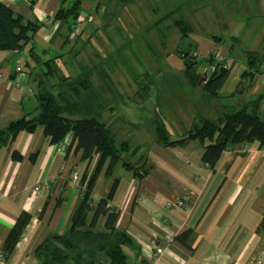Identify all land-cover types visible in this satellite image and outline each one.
I'll list each match as a JSON object with an SVG mask.
<instances>
[{
  "label": "crops",
  "instance_id": "0c3cea01",
  "mask_svg": "<svg viewBox=\"0 0 264 264\" xmlns=\"http://www.w3.org/2000/svg\"><path fill=\"white\" fill-rule=\"evenodd\" d=\"M99 1L84 0L78 19L87 20L96 15V19L88 23L95 30L94 33L90 32L91 39L88 43L96 45L102 42V38L107 44L113 45L124 37L123 30L126 28L127 33L130 28L124 23H109L105 16H100V9L95 14L94 7ZM135 1L129 0L127 5L138 7ZM0 2L23 19L41 24L33 38V50L42 63L55 60L53 65L59 75L73 76L79 71L82 64H75L74 61L81 54L75 50L80 43L73 45V36L71 44L64 46L63 41L67 37L64 22L55 19L61 6L60 0ZM124 7L126 10L127 7ZM137 7L134 10H138ZM44 20H48L47 23ZM89 25L85 30L89 29ZM174 30L171 29V32L180 36ZM193 31L191 29L186 37L191 40L187 45L193 48L197 58H205L211 52L215 55L218 51L213 62L232 63L218 95L210 101H215L221 109L233 111L264 93V69L259 70L260 75L251 84L246 82L239 87L240 77L246 70L245 55L238 56L222 42L215 43L205 32V35L199 36ZM102 32L107 37H102ZM179 42L184 43L180 37ZM72 47L74 48L70 52ZM106 54L101 53V57ZM99 58L100 54L97 52L90 60L97 62ZM70 62H74L71 67ZM17 67L20 68L19 71L16 70ZM211 68L212 63L209 67L207 65L208 72L204 68L199 73L206 72L209 77L213 72ZM41 69L43 67H36L31 60L28 48L18 54L0 52V128L16 118L34 116L37 113L35 74H41ZM114 73L115 71L111 74L112 83H122ZM155 73L160 78L174 77L170 71ZM120 74L125 76L122 71ZM175 76L185 78L184 74L181 76L177 73ZM115 88V97H110L112 100L109 101L113 107H109L111 109L103 114V120L109 122L117 118L123 122L118 126L120 129L117 126L112 129L116 137L124 132L122 126L139 122L131 125L135 126L132 127V132L128 130L133 137H127L124 141H132L135 146L142 147L139 151L143 155L139 163L149 167V172L146 176L137 178L118 162L107 177V163L96 178L92 195L95 200L103 197L114 180L118 179L108 206L117 210L116 226L126 231L132 241L131 246L122 247L128 258L126 264H264V147H259L257 142L237 145L232 150L224 151L214 170H210L202 162L204 149L198 141L169 147L154 142L151 127L152 120L159 112V104L163 106L159 113L170 137L172 133L179 137L185 126L178 115L177 119L174 117V123L180 130L167 119L166 109L169 103L164 100L165 94H159L154 87H150L148 94H138V101L131 97L127 101L126 92L121 87ZM135 92L136 90L132 96L136 95ZM258 103L259 113L263 114L264 100ZM189 116L187 112L183 113V118L190 119ZM170 124L174 127L171 131L168 129ZM146 125L150 129H144ZM75 144L72 134H68L59 144L51 145L49 138L43 136L42 128L39 127L33 133L20 132L12 142L0 147V264H27L32 261L35 264V246L41 240L66 230L80 194L79 181L75 182L73 175L76 174L80 180L87 165L80 159L81 152L76 151ZM13 152L20 155L21 159H13ZM34 154L36 155L31 160V155ZM123 157L127 158L128 155ZM95 160L96 157L92 162ZM45 182L52 189L50 194L49 191L34 190L35 186ZM59 193L63 202L59 208L53 209L55 197ZM179 201L183 206L175 205ZM23 212L28 213L31 219L11 254L5 258L2 256L4 242ZM154 237L164 245L165 252L152 263L149 254Z\"/></svg>",
  "mask_w": 264,
  "mask_h": 264
},
{
  "label": "trees",
  "instance_id": "16d2710c",
  "mask_svg": "<svg viewBox=\"0 0 264 264\" xmlns=\"http://www.w3.org/2000/svg\"><path fill=\"white\" fill-rule=\"evenodd\" d=\"M83 1L60 0L61 6L55 19L64 22V31L67 35L63 41L64 46L72 42L73 26L80 16ZM178 1L176 0V7L158 17L151 26L163 50L166 48L171 29H177L181 41L190 34L191 27L182 14L184 9L190 5L207 3L205 0H182L178 4ZM128 2L129 0H100L94 7L95 14L100 9V16H105L111 23L115 14L109 12L111 7L113 6L116 10ZM169 22L171 23L168 25ZM40 27L41 24L23 19L0 2V52L18 54L28 48L29 56L35 66L43 67L41 74H35L37 113L34 116L24 115L16 118L0 128V147L12 142L20 132L33 133L40 127L43 136L49 138L51 145L59 144L65 136L72 134L73 140L76 142V151L81 152L80 159L87 165L79 180V198L71 213L66 230L41 240L35 246L33 250L35 264H126L128 258L122 247L131 246L132 241L126 231L120 230L116 226L117 210L108 206L118 179H115L109 191L97 200L94 199L92 190L97 176L107 163L105 170L107 177L111 175L113 166L118 162L138 178L146 176L149 172L144 164L140 165L139 163L143 155V152L139 151L142 149L141 146L131 147L129 141L117 142V137L112 129L117 126L115 121L117 120L118 123L120 121L117 118H113L109 122L103 120V114L111 109L109 101L112 99H108V96L115 97L114 93L117 89L111 81V74L119 64H126L125 58H122L123 50L128 48L130 50V41H126L122 47L115 48L113 52L109 51L97 62L80 66L79 71L73 76L59 75L55 70L56 67L53 66L55 60L42 63L34 53L33 38ZM230 38L233 40V44L229 46V50L233 51L240 40L234 36ZM211 39L215 43L220 41V38L217 37ZM73 41V45L80 43L81 36L74 37ZM146 46L152 55L154 52H158L157 48L148 41ZM193 51L189 45L186 49L183 48L181 42L173 50V55L184 66V76L189 85L193 89L199 88L202 92L198 102L192 103L195 107L192 121L186 126L188 128H185L181 133L180 138L171 140L164 119L157 112L152 120L151 129L154 142L163 147L184 146L190 141H198L204 149L202 162L210 170H214L221 154L224 151L232 150L237 145L257 142L259 147H264V111L263 114L259 113L257 107L258 102L264 100V93L238 110L222 109L217 111L215 109L214 119H210L208 116L210 113L200 110V108H213L208 103L211 102L210 99L218 95L217 92L228 76L232 63L213 62V52L209 53L207 57L199 59L193 55ZM156 53L155 57L160 56ZM244 55L246 70L240 77L239 87L246 82L251 84V81L260 75L259 70H263V60L258 51H246ZM203 63L208 67L211 63L216 64L213 72L205 81L202 80V74L197 72ZM218 69L220 74L217 76ZM145 74V83L141 82V86L139 85L136 89V95L140 92L148 94L150 87H154L160 94L162 88L169 86L166 77L162 76L161 84H158L156 78L160 79V77L156 73H150L146 69ZM172 78L177 79L175 83L179 80L176 77ZM136 80L138 79L135 78ZM165 90L170 92L168 87ZM171 95L173 97L174 93ZM189 117L191 119V116ZM35 155H31V160ZM123 155H128V157L124 158ZM95 157L93 168H90ZM132 157H134L133 160ZM12 158L19 160L21 156L13 152ZM51 190H49V194ZM49 198L50 195L45 202V207H47ZM62 202L59 193L55 197L53 209L59 208ZM30 219L31 216L24 212L17 218L4 242L2 256L6 258L11 254ZM262 227L264 230V222Z\"/></svg>",
  "mask_w": 264,
  "mask_h": 264
},
{
  "label": "rangeland",
  "instance_id": "374dc122",
  "mask_svg": "<svg viewBox=\"0 0 264 264\" xmlns=\"http://www.w3.org/2000/svg\"><path fill=\"white\" fill-rule=\"evenodd\" d=\"M205 1L207 2L206 4H197V5L188 6V8H185L182 13L183 17L190 25L191 29L194 30L193 32L196 35L198 34L199 36L209 34V36L211 37L220 38L219 42H222L223 45L225 46H230L231 44H233V40L230 38L231 36L238 38L240 42L238 46L235 45L234 47L235 50H233L235 52L233 53H235L238 56H241L242 54H245L246 51L248 50L258 51L261 56V59L263 60L262 68L264 69V54H263L264 53L263 50L264 49V0H205ZM135 2L138 4V7L136 6L138 10H134V8L136 9L135 6H133L134 8H132L130 5H127L126 3L124 5L127 7L126 10H124L125 8L124 6L119 7L116 10L112 6L109 11L111 14L113 12L116 14V15L114 14L113 16V21L116 24L118 25L121 23L128 24L130 30H128L127 33H126V28L123 30L125 32V33L123 32L124 37H121L113 45L107 44V42H105V40H103L102 38H101L102 42L96 45H90L87 40L91 39L90 32L94 33L95 30L92 27L93 25L91 26L88 23H90L91 20L96 19V15H94L91 19H87L88 21L85 27L89 25V29L85 30L84 28L85 32L83 38H81L80 45L75 47V50L81 53L79 57L76 59V61H74L75 64L80 62L79 64H82V66H87L85 64L94 62L90 60V57L95 56L97 52H99L101 57V53L106 54L108 51L113 52L115 48L122 47V45L126 41H130V50L129 48L125 49V51L123 50L122 58H125L126 64L125 65L119 64V66L116 68L114 73V75L118 77V80L122 82L119 84L115 82V85L117 87H121L126 92L125 100L127 101L129 100L128 97H131V99L138 101L137 100L138 95L137 96L136 95L132 96V95L133 92L136 90V88H138V86L141 84V82L145 83L143 76L145 75L146 69H148L150 73H155L158 71L161 72L170 71L171 74L173 73L172 75L174 77H176L175 75L177 73L181 76L185 74L183 64L178 62L176 57L173 55V50L175 46L178 44L180 36L177 33H173L170 31L169 33L170 36L169 39L167 40L166 48L163 50L160 47L159 39L157 38L155 32L153 31V28L151 27L158 17L164 15L166 12L176 7V0H161V2H159L158 0H136ZM180 2H182V0H179L178 4ZM98 21L99 20L97 18V23ZM170 23L171 22L167 24L169 25ZM173 30L174 29H172V31ZM108 33H110V30L108 31ZM102 34H103L102 37L104 38L107 37V35L104 34L103 32ZM147 41L152 45H154L155 48H157L156 51H158L157 53L160 56L155 57L154 55L156 52H154L152 55V53H150V51L147 50V46H146ZM182 42H184L182 44L183 48L186 49L188 47L187 43L189 44L191 40L185 38L182 40ZM84 43H86V45H83ZM194 53L193 55L197 56ZM217 55H218V51L215 52L214 58ZM220 55L223 59L222 52H220ZM79 58L81 60H79ZM74 62H70L69 67H71L74 64ZM57 67L59 68L58 65ZM204 68L208 72L207 65L203 64L201 67L198 68V73L201 72ZM121 71L124 72L125 76H122L120 74ZM135 78H137L138 80L135 81ZM178 79H179L178 82L175 83L177 79L174 80L173 78L167 77L169 86L166 87L170 89V92L169 90H165L166 88L165 87L161 89V93L165 94V99L169 103L168 109H166L167 119L173 122L171 124H175L174 122L177 119V115H178L180 119L183 122H185L184 123L185 126L182 129L183 132L185 128H188L186 126L190 123V121H192V119H188V117L183 118V113L187 112L190 116L193 114L195 107L193 106L192 103L193 101L195 103L198 102L202 92L199 88L194 90L193 87L189 85V82L186 79V77L185 78L181 77ZM156 80L158 84H161L160 83L161 78L160 79L156 78ZM121 88L120 91L122 92L123 90H121ZM173 93L175 96L173 95L172 97L171 94ZM108 99L111 100L109 96ZM111 104L112 102L109 103V106L113 107L111 106ZM208 104L213 106V108L206 109L205 107H202L200 108V110L208 111L210 113V115H208L209 118L214 119L213 112L215 111V109H219V111H221L222 109L221 107L216 105L215 101H211ZM158 106L160 107L159 112L161 113L160 110L163 109V106L161 105ZM240 108L241 106H239L234 110H238ZM137 123L139 122H131V125L132 124L135 125ZM140 123L143 124V122L141 121ZM122 124H123L122 121L119 123L117 122V120L115 121V125H117V127L118 125L120 126ZM171 124L168 127L170 131L173 127L171 126ZM131 125L125 127L122 126V130H124V132H120L121 135L117 137L118 140L117 142H120L121 140L124 141L127 139V137H133L129 132H132L133 130L132 127L135 128V126H131ZM175 125L177 126V124ZM144 129L148 130L150 128L146 125ZM176 129L180 130V127L177 126ZM147 136L150 137L149 134ZM151 136L153 137L152 132H151ZM177 136L178 134L173 135L172 133L170 139L174 140L180 138ZM140 139L143 138L140 137ZM130 146L134 147L135 144H133L131 141ZM133 159L134 158L132 157V160ZM90 168H93V162H91ZM146 168L149 169V167L147 166ZM49 190L50 187L48 191ZM23 263H25V261ZM27 264H34V261L30 263L28 262Z\"/></svg>",
  "mask_w": 264,
  "mask_h": 264
},
{
  "label": "built area",
  "instance_id": "2783aa9c",
  "mask_svg": "<svg viewBox=\"0 0 264 264\" xmlns=\"http://www.w3.org/2000/svg\"><path fill=\"white\" fill-rule=\"evenodd\" d=\"M48 20H44V23H47ZM87 24V20H77L76 24L73 26V36L76 37V36H81L83 38V35H84V32L82 33V31H84V28ZM82 33V34H81ZM17 71L20 70L19 67H17L16 69ZM73 180L75 182L79 181V178L77 177L76 174L73 175ZM41 188V189H40ZM48 189H49V185H47V183H42L41 185H37L34 187V190L35 191H45V192H48ZM168 206H171V204L167 203ZM176 206L178 207H181L183 206V203L182 202H176L175 204ZM151 247H152V252L151 254L149 255L150 257V261L153 263L157 257H159L161 254H163L165 252V247L164 245L160 244L159 243V240L157 237H154L153 240L151 241Z\"/></svg>",
  "mask_w": 264,
  "mask_h": 264
},
{
  "label": "water",
  "instance_id": "95a60500",
  "mask_svg": "<svg viewBox=\"0 0 264 264\" xmlns=\"http://www.w3.org/2000/svg\"><path fill=\"white\" fill-rule=\"evenodd\" d=\"M219 74H220V71H219V69H218V70H217V76H218ZM217 76H216V77H217ZM206 79H207V73L204 72V73H203L202 80L205 81Z\"/></svg>",
  "mask_w": 264,
  "mask_h": 264
},
{
  "label": "clouds",
  "instance_id": "9594fccd",
  "mask_svg": "<svg viewBox=\"0 0 264 264\" xmlns=\"http://www.w3.org/2000/svg\"><path fill=\"white\" fill-rule=\"evenodd\" d=\"M215 65H216V64H212V68H211L212 70L215 68ZM203 73H204V72H203ZM203 73H202V77H203ZM207 78H208V77H207Z\"/></svg>",
  "mask_w": 264,
  "mask_h": 264
}]
</instances>
